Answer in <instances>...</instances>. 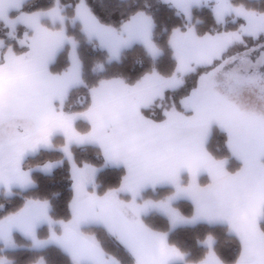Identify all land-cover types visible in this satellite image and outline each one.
Masks as SVG:
<instances>
[{
	"label": "snow or ice",
	"instance_id": "snow-or-ice-1",
	"mask_svg": "<svg viewBox=\"0 0 264 264\" xmlns=\"http://www.w3.org/2000/svg\"><path fill=\"white\" fill-rule=\"evenodd\" d=\"M45 152L60 156L27 164ZM65 163L67 219L29 194ZM17 194L0 203V253L18 232L68 264H264L262 0H0V199ZM196 225L192 257L169 237Z\"/></svg>",
	"mask_w": 264,
	"mask_h": 264
},
{
	"label": "trees",
	"instance_id": "trees-1",
	"mask_svg": "<svg viewBox=\"0 0 264 264\" xmlns=\"http://www.w3.org/2000/svg\"><path fill=\"white\" fill-rule=\"evenodd\" d=\"M42 3H47L48 0H41ZM264 3V0H262ZM93 55L91 50L86 52V60L87 57ZM98 55V53H96ZM138 59L137 54L132 53L129 55V60L132 63ZM87 62V61H86ZM216 135L219 138H223V134L217 132ZM94 154L91 149H77V158H91ZM60 153L58 152H45L38 154L34 157H29L27 159V164L36 165L42 163L45 159H57L59 158ZM124 175V169H109L107 171L101 172L97 177V190L99 193H103L108 187H115L118 185L120 178ZM38 187L33 190L32 193L35 195L41 196H49L51 198V202L53 204V215L56 218L67 219L70 215L68 210V202L71 199L72 191H71V180L69 178L68 165L65 163L62 167H57L53 170V173L50 176L40 175L38 173L34 174ZM206 181V177L202 178ZM169 189L167 188H157L155 191L151 189H147L143 192L144 196L152 197V198H160L165 195ZM55 194V195H53ZM0 203L4 204L5 211H12L14 208L18 207L22 204V198L20 194L15 195L9 201H5L0 199ZM179 206L181 209L188 213L191 211V204L182 201ZM3 214V213H0ZM146 223L157 226V227H166L164 222L159 217L147 216L143 217ZM40 234L44 235L47 232V226L42 227L40 230ZM207 231L205 226L196 225V226H178L176 229L170 232V241L175 243L180 248L188 251L192 257H195L199 254L200 249L198 247L197 241L198 239ZM18 235V234H14ZM21 237V235H18ZM18 236H15L16 238ZM22 238V237H21ZM20 251H27V253L21 254L22 263H25L32 258L26 259L28 253L31 256L38 257L41 252L30 251L28 249H14L13 251L7 250L6 254H17ZM43 256L48 260V264H68L67 258L61 253L58 249L50 248L43 252ZM13 263L16 260H12Z\"/></svg>",
	"mask_w": 264,
	"mask_h": 264
},
{
	"label": "rangeland",
	"instance_id": "rangeland-1",
	"mask_svg": "<svg viewBox=\"0 0 264 264\" xmlns=\"http://www.w3.org/2000/svg\"><path fill=\"white\" fill-rule=\"evenodd\" d=\"M87 61V60H86ZM218 132V131H217ZM143 195V194H142ZM144 196V195H143ZM145 198H152V197H147V196H144ZM153 199H155V198H153ZM45 235V234H44ZM15 236H18V235H14V238H15V240H16V243H17V245H18V247L16 248V249H28L29 250V244H30V242L28 241V240H26L23 236H21V237H15ZM6 251L7 250H5L3 253H0V255H6L9 259H11V260H16V262H14L13 264H31V262L32 261H34L37 257H35V256H31L29 253H28V255L26 256V259H28V258H32L31 260H29V261H27V262H25V263H22V257H21V254H23V253H27V251H20V252H18L17 254H9V255H7L6 254ZM10 251H13V250H10ZM44 252V251H43ZM43 252H41L40 254H39V256H43ZM38 256V257H39Z\"/></svg>",
	"mask_w": 264,
	"mask_h": 264
},
{
	"label": "crops",
	"instance_id": "crops-1",
	"mask_svg": "<svg viewBox=\"0 0 264 264\" xmlns=\"http://www.w3.org/2000/svg\"><path fill=\"white\" fill-rule=\"evenodd\" d=\"M125 174V173H124ZM14 234H18V235H21V234H19L18 232L17 233H14ZM22 236V235H21Z\"/></svg>",
	"mask_w": 264,
	"mask_h": 264
}]
</instances>
